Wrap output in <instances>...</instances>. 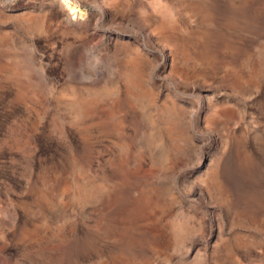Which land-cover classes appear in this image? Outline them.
<instances>
[{"label": "rangeland", "instance_id": "rangeland-1", "mask_svg": "<svg viewBox=\"0 0 264 264\" xmlns=\"http://www.w3.org/2000/svg\"><path fill=\"white\" fill-rule=\"evenodd\" d=\"M0 264H264V0H0Z\"/></svg>", "mask_w": 264, "mask_h": 264}]
</instances>
